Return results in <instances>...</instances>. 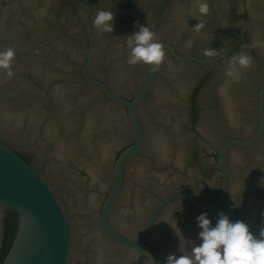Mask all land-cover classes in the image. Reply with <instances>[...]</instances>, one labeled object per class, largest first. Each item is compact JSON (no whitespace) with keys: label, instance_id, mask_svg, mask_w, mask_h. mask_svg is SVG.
Listing matches in <instances>:
<instances>
[{"label":"water","instance_id":"obj_1","mask_svg":"<svg viewBox=\"0 0 264 264\" xmlns=\"http://www.w3.org/2000/svg\"><path fill=\"white\" fill-rule=\"evenodd\" d=\"M198 2L0 0V249L17 216L1 264H165L204 212L264 229V0ZM138 24L159 65L127 63Z\"/></svg>","mask_w":264,"mask_h":264},{"label":"clouds","instance_id":"obj_2","mask_svg":"<svg viewBox=\"0 0 264 264\" xmlns=\"http://www.w3.org/2000/svg\"><path fill=\"white\" fill-rule=\"evenodd\" d=\"M198 12L201 15L209 13V4L206 0H199ZM114 13L100 10L97 12L93 25L100 31L110 33L114 31ZM203 27V23L194 26L196 31ZM137 31L128 35L129 65L143 63L159 65L165 56L164 46L157 42L155 33L148 26L137 25ZM215 52L208 50L205 55L212 56ZM14 49L0 50V69L12 76V62ZM230 67L227 75L235 79L240 77V69L251 64V57L241 53L229 60ZM200 229L198 244H194L189 254L177 256L175 253L166 257L165 264H264V229L254 235L243 221H232L223 212L219 213L213 225L208 213H201L197 218Z\"/></svg>","mask_w":264,"mask_h":264},{"label":"trees","instance_id":"obj_3","mask_svg":"<svg viewBox=\"0 0 264 264\" xmlns=\"http://www.w3.org/2000/svg\"><path fill=\"white\" fill-rule=\"evenodd\" d=\"M3 238L0 249V264L6 256L17 230V216L10 210H4Z\"/></svg>","mask_w":264,"mask_h":264},{"label":"flooded vegetation","instance_id":"obj_4","mask_svg":"<svg viewBox=\"0 0 264 264\" xmlns=\"http://www.w3.org/2000/svg\"><path fill=\"white\" fill-rule=\"evenodd\" d=\"M21 157L28 163V160L26 157H24L23 155H21Z\"/></svg>","mask_w":264,"mask_h":264}]
</instances>
